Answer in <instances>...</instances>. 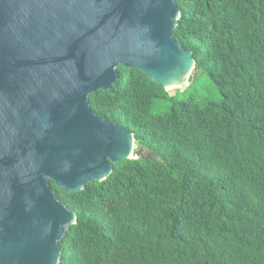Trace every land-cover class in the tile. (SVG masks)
I'll list each match as a JSON object with an SVG mask.
<instances>
[{"label": "trees", "instance_id": "obj_1", "mask_svg": "<svg viewBox=\"0 0 264 264\" xmlns=\"http://www.w3.org/2000/svg\"><path fill=\"white\" fill-rule=\"evenodd\" d=\"M175 2L173 35L196 78L171 96L120 68L110 91L90 96L142 158L81 192L50 181L77 214L60 264H264V0Z\"/></svg>", "mask_w": 264, "mask_h": 264}, {"label": "water", "instance_id": "obj_2", "mask_svg": "<svg viewBox=\"0 0 264 264\" xmlns=\"http://www.w3.org/2000/svg\"><path fill=\"white\" fill-rule=\"evenodd\" d=\"M180 16L175 0H0V264H60L77 214L50 181L77 193L142 158L134 134L89 99L120 68L171 96L191 86L194 54L173 35Z\"/></svg>", "mask_w": 264, "mask_h": 264}, {"label": "rangeland", "instance_id": "obj_3", "mask_svg": "<svg viewBox=\"0 0 264 264\" xmlns=\"http://www.w3.org/2000/svg\"><path fill=\"white\" fill-rule=\"evenodd\" d=\"M194 76H195V78H196V72H195V74L193 73V75H192L190 81L193 79ZM199 83H200L203 87H207V85H208V79H207V77H205V76L202 77V78L200 79ZM165 106H166L165 104H164V105H161V106H159V107H156L155 110H156V111H163V110L165 109ZM135 151H139V149H137V146H135Z\"/></svg>", "mask_w": 264, "mask_h": 264}, {"label": "bare ground", "instance_id": "obj_4", "mask_svg": "<svg viewBox=\"0 0 264 264\" xmlns=\"http://www.w3.org/2000/svg\"><path fill=\"white\" fill-rule=\"evenodd\" d=\"M187 84H188V83L186 82V86H187ZM183 87H184V86H179V88H183ZM133 158H136V157L134 156Z\"/></svg>", "mask_w": 264, "mask_h": 264}]
</instances>
